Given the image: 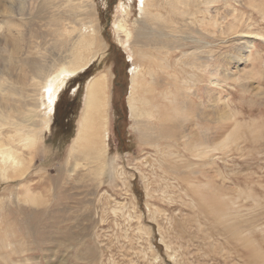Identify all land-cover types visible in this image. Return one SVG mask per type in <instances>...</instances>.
Listing matches in <instances>:
<instances>
[{
  "label": "rangeland",
  "instance_id": "1",
  "mask_svg": "<svg viewBox=\"0 0 264 264\" xmlns=\"http://www.w3.org/2000/svg\"><path fill=\"white\" fill-rule=\"evenodd\" d=\"M69 1L15 0L17 15L11 17L0 7V111L36 136L28 148L13 144L23 168L10 169L5 178L0 174V264H264V41L255 39L248 61L236 63L244 36L264 35V0H209L206 6L208 0H160L149 9L159 20L141 18L139 0ZM53 12L68 15L66 27H74L69 48L48 35ZM121 19L126 30L119 35L114 26ZM12 28H25L14 59L10 53L20 43ZM140 30L171 40L166 45L172 47L144 48ZM80 33L94 43L84 53L93 62L65 82L47 129L45 110L38 107L42 92L69 67L70 46ZM141 51L148 62L139 58ZM163 63L170 68L165 74ZM36 65L43 76L35 74ZM135 66L146 75L140 74L141 96L153 88L148 72L155 70L166 78L170 100L186 124L193 123L188 113L196 106L192 135L200 138L198 149L165 135L141 139L129 108ZM234 66L241 72L225 76ZM109 73L108 164L104 176L94 178L87 169L74 171L70 147L88 81ZM185 86L197 93L189 110L182 109L191 94ZM181 123L171 134L187 136ZM6 126L0 142L11 144L19 133ZM28 192L35 198L28 199Z\"/></svg>",
  "mask_w": 264,
  "mask_h": 264
},
{
  "label": "bare ground",
  "instance_id": "2",
  "mask_svg": "<svg viewBox=\"0 0 264 264\" xmlns=\"http://www.w3.org/2000/svg\"><path fill=\"white\" fill-rule=\"evenodd\" d=\"M6 1H8V3L5 6L2 5L1 2H0V7H1V9H3V12L7 13L8 17L17 15L16 11L14 10L15 9L14 8V6H15V0H6ZM9 1H10V3H9ZM70 1H72V0H70ZM70 1L68 3H70ZM74 2H71V3H74ZM207 2H209V0L206 1V2H203V5L206 6V3ZM175 3L176 4L177 3H183L185 5H188L190 3V1L187 0L185 2L184 0H176ZM195 3L196 2H194V4ZM210 3H212V2H210ZM160 4H161L160 0H139V16L141 18H145L148 15L153 20H159V19H161L162 16H159L160 14H158V12L157 13H152V12L149 11V9L151 7H155L156 8V7H159ZM61 6H64V5L61 4ZM61 6H59V7H61ZM82 6H83V4H82ZM121 6H120V8H121ZM59 7H57V9H60ZM170 7H171L172 11L174 12V10L176 9V5L174 3H170ZM61 8L64 9V7H61ZM77 8L78 7L73 6L71 11H73V10L76 11ZM82 9H84V6H83ZM127 10H123V11L125 13H127ZM41 11H42V9L40 10V12ZM34 12H33V14H34ZM60 12H62V11L60 10ZM82 12L85 13L84 10ZM19 13H22V12L19 11ZM53 13L54 14L52 15V18H51L49 24L47 25L48 27H46V29L49 28L48 35L52 36L53 37V40H55L56 43L57 42L59 43V46L60 45L61 46L62 45L64 46L66 44V45H68L67 48H69V44H68L67 39H69V37L71 35H73V28L74 27H72V29H70V30H68L69 27H66V26H69L67 24L65 25V23H67V22H65V21H67L65 19V16L68 17V15H65L64 18H63L62 16H60L61 14H57L56 15V12H53ZM72 13H74V12H72ZM187 13H188V11H187ZM24 14H26V13H24ZM79 14H81V13H78V15ZM71 15H73L72 17H74L75 14H71ZM78 15H76L77 18H78ZM25 16H27V15H24V17ZM189 16H190V14H189ZM17 17H19V15ZM175 17H179V16L177 15ZM165 18L168 19V16L167 17L165 16ZM73 20H75V19H73ZM168 20H171V19H168ZM34 21H36V20H34ZM69 21H72V20H69ZM78 21H81V20L78 19ZM81 22L83 23L85 21H81ZM171 22H173V21L171 20L169 23H171ZM91 23H90V26L94 22L92 24ZM157 23H159V22H157ZM75 24H77V22ZM78 24H79V22H78ZM81 24L79 26H81ZM166 24H168V23H166ZM13 25H15L16 28H19V25H16V24H13ZM75 26H77V25H75ZM94 26H92V27H94ZM175 26H177V22H176V25ZM96 27L97 26H95L94 28H96ZM114 28H115V32L117 34L120 35V33H124L125 30H126L125 21L123 19H121L120 21H118L117 23H115ZM22 29H25V28H21L20 31H18V32L15 33V31L12 28V31H13L12 33H15V34H13V37H16V38L18 37V43H20L22 41V39H23L24 32L22 31ZM86 30L89 31L88 28H86ZM9 31L11 32V29ZM76 31L79 32L78 30H76ZM93 31L95 32L96 30L94 29ZM176 31H177V29L175 30V32ZM178 31H179V29H178ZM32 32L33 31H31V33ZM91 34H92L91 38L93 39V33H91ZM170 34H167L166 39L168 38V35H170ZM137 36H138V40L143 39L144 42L142 41L143 42L142 46L144 48H147L148 49L149 47H152L153 50L154 49L155 50H160L162 48H166L167 49L169 46L167 47L166 44L171 41V40L170 41H167L168 39L163 41V39H161L160 36H157V35H154V36H151L150 35V36H148L147 34H145L143 32V30H140L138 32V35ZM89 37H90V35L89 36L88 35H85V34H82L81 35V33H80V35L77 37L78 41L77 42L74 41L76 43L74 44L73 47L70 46L73 49L72 51H74V52H72L71 49H69L73 53V54H69L68 55V58H71L69 67L64 66L60 71H58L56 74H54L50 78V80H48L50 83L46 86L44 92H42V101H41L42 104L41 105L38 104V107L41 106V107H43L42 109L45 110V112H43L44 115L42 114L44 116V118H45L43 120V123L42 124H44V127H46L47 129H49L51 115L54 113V107H55V105H56V103H57V101L59 99L58 96L60 95V93H61V91L63 89V86H64L65 82L68 79L73 78L74 76H77L80 72L84 71L93 62L91 60L94 59V58L88 60V58L84 56L85 51L94 44V43H90L89 42ZM244 37L246 38V42H244V44L245 43L246 44H245V46H243V48L241 47L242 50L240 51L239 57L237 56L238 58H236V59H239V60L236 61V63L237 62L239 63V61L240 62L241 61H243V62H247L248 61L249 55L251 53V48L253 47V43H254L255 39H261V40L264 41V35H258V34L257 35H254L253 34V35H245ZM94 40H92V42ZM69 43H71V42H69ZM170 47H172V46H170ZM20 48H21V43L20 44H16V45L13 46V50L10 53L11 54V57L13 59L14 58H17L18 52H19ZM146 51L148 52V50H146ZM184 53L187 54V52H184ZM159 54H162V53H159L158 52V55ZM194 54H196V53H194ZM70 55H71V57H69ZM164 55H166V54H164ZM180 56H182V55H180ZM139 58L142 59V61L147 60L148 59V54L142 52L141 57L139 56ZM186 61H188V60H186ZM144 62H148V60L147 61H144ZM182 62H185V61H182ZM189 62H190V60H189ZM176 63H177V61H176ZM192 63H195V62H192ZM234 63H235V61H234ZM24 64H26V63L24 62ZM189 66H191V65H189ZM189 66H188V68H189ZM160 69H161L162 73L165 74L166 69H169L170 70L169 64H167V63L161 64ZM34 71H35V74L36 75L43 76L42 75L43 74L42 73V68L40 66H37ZM227 71L225 73V76H228V75L231 76L232 74H234L235 71H237L239 73L241 72V70L238 68V66L235 67L232 71H231V69H229L228 72ZM140 72H139V66H135L134 69H132V71H131V74H132V89H131V96L129 97V108H130L131 115L133 116V119H136V125H137V127L142 128L141 129V133H140L141 139H143V140L149 139L150 142H151V139L157 138L159 136L161 137V136H164L165 135V138L166 139H169V142H173L174 144H177L178 140H183L184 139V141H185V139H186V140H188L187 145L189 144V146H190V144L192 143L191 148H194L195 147L196 149H198L200 147V144H201L200 138L198 137L196 139V137L192 135V128H194L195 125H196V121H195V119H196L195 118L196 106H195V103L194 102H195V99L197 98V93H195L194 91L193 92L191 91L192 86L191 87L185 86L186 89H187V92L189 91V92H191V94H189L188 97H187V95L185 96L186 102L181 101L182 102V105L185 106L182 109H184V108L188 109V105L195 106L193 110H189L188 109L189 110V113L188 114H190L191 117L194 119L193 123L189 125V124H186L188 120H185V119L180 118V116L183 113H179V109L175 105V100H170V97L169 96H171V95H169L170 94L169 89H168L169 88V86H168L169 84L167 83L166 78L164 76H161V78H159L160 77V74H158L155 70H152V71H149L148 72L150 81L147 80L148 81L147 82L148 85L153 86V88L149 86L147 88L146 92L144 91L145 92L144 94L146 96H144V95L141 96L139 94L140 89H143V87H141L142 84L139 81L140 74H141ZM184 73H185V71H184ZM110 74L111 73H109V75L104 74V75H102L99 78H94V79L88 81L87 86H86V93H85V100H84L83 111H82V113L80 115V119L78 121L79 123H78L77 133H76L75 138H73V141H72V144H71V147H70V157H72L75 160L74 171L75 170L76 171L77 170L79 171V169H83V170L84 169L85 170L87 169L89 171L88 173L90 174V176L91 177H94V178L100 177L104 172H106L105 171L106 170L105 167L108 164V163L107 164L104 163V159H105V155H106V153H104V152H105V149L107 147L106 141L108 140V137H109V135H108L109 134L108 133V128H107V116H108V105H109V101H108V97H107V89H108V83H109V80H110V77H111ZM192 74H194V73H192ZM24 75H26V74H24ZM48 75H50V74H48ZM141 75L144 77V79H146V75L144 73L141 74ZM34 77L32 79H34ZM190 78H193V76L190 77ZM35 79H36V77H35ZM39 81H41V80H39ZM196 87H197V85H196ZM0 89H1V87H0ZM1 90H4V88H2ZM10 91H9V93H10ZM15 91H17V90H15ZM20 93L22 94V91ZM148 94H150V96H148ZM151 94L153 95V97H151ZM215 102H217V101H215ZM215 102H214V104H215ZM167 104L168 105L169 104L170 105H173L174 104V105L172 107H169V106H167ZM180 105L181 104H179V106ZM216 106H218V105H216ZM219 110H222V109L219 108ZM220 113L222 115H225L226 114L225 111H221ZM177 117H179L178 121L176 120ZM41 118L43 119V117H41ZM184 118H185V116H184ZM17 121L14 122L11 119V116L6 115L4 112H1L0 111V141H1V138H2L1 137V131L4 130L3 129V126H5V125H7L6 127H8V126L13 127L15 129V131L19 133L18 134V136H19L18 140L12 142L11 144H4V143L2 144L0 142V174L4 178L7 177L8 171L10 169H12L13 172L14 171L15 172H18L16 170L20 169V167L23 168V166H22V164H23L22 162L23 161L20 159V157H19L20 154L17 153L18 151L15 150L14 148H12L13 147V144H16L17 143L18 145H24L23 146L24 148H26V147L28 148L36 140V136L33 133V131L31 130V128L29 129V128H27L26 125H22L23 124L22 123L23 121L22 122H20V121L17 122ZM181 121H182V123L180 124V128L184 129V131L187 134V136L177 137V135L171 134V133H173V130L174 129L179 128V123ZM156 122H158L157 125H156ZM28 124H30V121H29ZM30 125H32V122H31ZM158 130L161 131L159 134H158ZM99 134H100L99 138H101L99 140L101 141V143L97 140ZM155 134H157V135L155 136ZM205 139H207V138H205ZM172 155H174V154H172ZM79 161H83V162L80 163ZM105 162H107V160H105ZM102 176H104V174ZM9 179L11 180V178H9ZM31 196L34 197L32 194H31ZM31 196H29V192H28L27 193L28 199H31ZM34 201H36V200H34ZM38 201L39 200L37 199L36 202H38Z\"/></svg>",
  "mask_w": 264,
  "mask_h": 264
},
{
  "label": "water",
  "instance_id": "3",
  "mask_svg": "<svg viewBox=\"0 0 264 264\" xmlns=\"http://www.w3.org/2000/svg\"><path fill=\"white\" fill-rule=\"evenodd\" d=\"M89 67V66H88ZM88 67L86 69H88Z\"/></svg>",
  "mask_w": 264,
  "mask_h": 264
}]
</instances>
